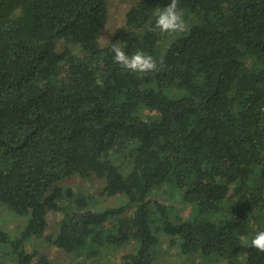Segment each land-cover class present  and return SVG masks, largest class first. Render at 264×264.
I'll return each mask as SVG.
<instances>
[{"label": "trees", "instance_id": "obj_1", "mask_svg": "<svg viewBox=\"0 0 264 264\" xmlns=\"http://www.w3.org/2000/svg\"><path fill=\"white\" fill-rule=\"evenodd\" d=\"M109 1L0 0V264H33L51 211L68 255L135 242L121 264H158L166 236L191 263L264 264V0H179L175 35L149 30L170 0H136L103 46ZM113 43L159 70L125 71Z\"/></svg>", "mask_w": 264, "mask_h": 264}, {"label": "rangeland", "instance_id": "obj_2", "mask_svg": "<svg viewBox=\"0 0 264 264\" xmlns=\"http://www.w3.org/2000/svg\"><path fill=\"white\" fill-rule=\"evenodd\" d=\"M135 1L136 0L109 1L108 20L101 31V43L103 46H106L116 34L125 30L126 14ZM66 44L64 40H60L58 43V50H62ZM72 180L73 181L69 183H65V188L70 187L75 192L98 193L99 189L104 186L103 180L96 177L87 180L77 177ZM59 205L62 209L69 210L71 202L63 200L59 202ZM188 212L189 208L181 214L186 216ZM2 216H4V212ZM63 216V211L49 212L47 218L48 228L45 233L40 238L35 239L27 245L29 250L38 252V255L34 258L33 264L41 262V256L43 255L47 257V264H121L123 257L136 247V243L131 242L114 252H106L100 257L91 259L86 258L84 254H80L79 256L68 255L65 251L57 248L52 242L48 241V237H54L59 233ZM3 220L4 218L1 217L0 223H2ZM15 230L16 227L14 226L11 231L15 232ZM161 242L158 264H196L194 261L191 263L192 259L180 255L177 244L170 243L171 237L162 236ZM15 261H17V259L11 262L14 263ZM206 264L209 263L206 262Z\"/></svg>", "mask_w": 264, "mask_h": 264}, {"label": "clouds", "instance_id": "obj_3", "mask_svg": "<svg viewBox=\"0 0 264 264\" xmlns=\"http://www.w3.org/2000/svg\"><path fill=\"white\" fill-rule=\"evenodd\" d=\"M178 5L179 0H170L166 7L156 9L154 12V21H149V30L153 32L158 31L166 35H175L184 32L186 22L182 10ZM111 51L114 53V63L125 71L143 76L148 73H156L159 70L157 60L143 51L128 55L116 43H113ZM250 246L259 253H264V231L256 233L250 241Z\"/></svg>", "mask_w": 264, "mask_h": 264}]
</instances>
